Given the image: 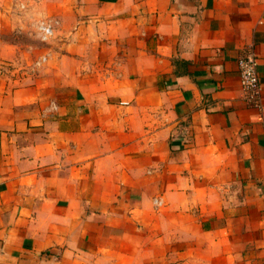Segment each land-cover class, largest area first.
I'll return each mask as SVG.
<instances>
[{
    "label": "crops",
    "instance_id": "0c3cea01",
    "mask_svg": "<svg viewBox=\"0 0 264 264\" xmlns=\"http://www.w3.org/2000/svg\"><path fill=\"white\" fill-rule=\"evenodd\" d=\"M0 264H264V0H0Z\"/></svg>",
    "mask_w": 264,
    "mask_h": 264
},
{
    "label": "built area",
    "instance_id": "2783aa9c",
    "mask_svg": "<svg viewBox=\"0 0 264 264\" xmlns=\"http://www.w3.org/2000/svg\"><path fill=\"white\" fill-rule=\"evenodd\" d=\"M38 38L42 43H48L53 37V23L51 21H41L35 27ZM45 57L40 58L39 62H44ZM257 58L252 50H249L238 61L240 82L243 90L250 100L254 99L259 91L260 81L257 73ZM161 205L160 201H155Z\"/></svg>",
    "mask_w": 264,
    "mask_h": 264
},
{
    "label": "rangeland",
    "instance_id": "374dc122",
    "mask_svg": "<svg viewBox=\"0 0 264 264\" xmlns=\"http://www.w3.org/2000/svg\"><path fill=\"white\" fill-rule=\"evenodd\" d=\"M34 26H29L26 31L23 33H4L1 34L3 38L2 45L7 46L6 42L10 43L11 41L14 42L18 49H15V54H18L21 56V60L23 61L22 67L27 66V61L25 59H28L33 56L35 53L36 55H39V58L42 57H47L43 56L42 53L38 52V50L41 48L42 44H47V43H42L40 39L37 36L36 30L34 31ZM28 47H38V49L35 48V50L31 51ZM28 48V49H27ZM34 52V53H33ZM21 64V63H20Z\"/></svg>",
    "mask_w": 264,
    "mask_h": 264
}]
</instances>
